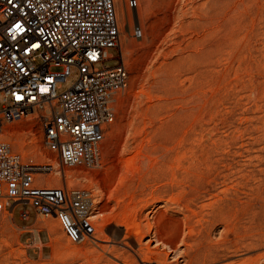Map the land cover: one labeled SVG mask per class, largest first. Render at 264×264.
<instances>
[{
    "label": "rangeland",
    "instance_id": "374dc122",
    "mask_svg": "<svg viewBox=\"0 0 264 264\" xmlns=\"http://www.w3.org/2000/svg\"><path fill=\"white\" fill-rule=\"evenodd\" d=\"M127 2L115 0L120 44L111 52L122 56L128 84L106 126L101 166L63 171L36 114L0 133L24 160L53 165L39 181L92 193L103 215L95 218L98 241L71 243L47 217L63 246L80 253L52 242L51 258L32 260L3 210L0 264H264V0ZM106 218L108 242L98 232ZM133 219L144 232L154 225L142 243L125 228Z\"/></svg>",
    "mask_w": 264,
    "mask_h": 264
},
{
    "label": "built area",
    "instance_id": "2783aa9c",
    "mask_svg": "<svg viewBox=\"0 0 264 264\" xmlns=\"http://www.w3.org/2000/svg\"><path fill=\"white\" fill-rule=\"evenodd\" d=\"M137 8V0H128ZM19 26V27H17ZM135 37H142L135 28ZM115 0H0V133L5 123L36 114L44 146L61 169L101 166L106 126L129 73L118 52ZM112 60L119 62L107 66ZM76 70L73 85L58 92ZM49 164L24 160L0 141V211L29 206L56 218L71 243L98 241L99 210L89 190L47 185ZM27 210L22 216L27 217ZM139 264H158L139 260Z\"/></svg>",
    "mask_w": 264,
    "mask_h": 264
},
{
    "label": "crops",
    "instance_id": "0c3cea01",
    "mask_svg": "<svg viewBox=\"0 0 264 264\" xmlns=\"http://www.w3.org/2000/svg\"><path fill=\"white\" fill-rule=\"evenodd\" d=\"M26 207L17 205L12 209L11 206H7L6 211L10 213L16 228L20 231L19 240L25 247L28 257L32 260L49 259L52 257L53 247L48 227L52 223L46 221L47 217L37 213L33 208ZM18 208L22 210L17 212ZM23 210H27L26 218L22 216Z\"/></svg>",
    "mask_w": 264,
    "mask_h": 264
},
{
    "label": "bare ground",
    "instance_id": "6f19581e",
    "mask_svg": "<svg viewBox=\"0 0 264 264\" xmlns=\"http://www.w3.org/2000/svg\"><path fill=\"white\" fill-rule=\"evenodd\" d=\"M138 5V4H137ZM129 14L130 15H132V12L130 11L129 12ZM15 130H16V128H11L10 129V133H15ZM54 153V152H53ZM56 154V153H55ZM49 157V160H52L53 162H55L56 163V159H55V157H53V156H48ZM52 167H53V165H51ZM126 166L127 167H131V166H134V160L133 159H128L127 161H126ZM38 179V178H37ZM38 181H39V179H38ZM40 182V181H39ZM148 206V205H147ZM224 211V210H223ZM222 211V212H223ZM136 212V211H135ZM126 215H128V216H130L132 213H133V210L132 209H128L126 212ZM136 215V214H135ZM125 216V215H124ZM148 216V215H147ZM97 217H103V215L101 214H99V215H97L96 216V218ZM148 220V219H147ZM109 221H110V218H106L105 219V223H103V228L101 229V230H98V232H101L103 235H104V237L103 238H101V237H99V239L100 240H103V241H106V242H108L110 239H109V235L107 234V232H106V230H105V228H104V225H106V224H108L109 223ZM141 224V223H140ZM125 228L127 229V231H128V233H129V235H131L130 233H133V235L135 234V236L138 238V242L139 243H142L143 242V240L145 239V237L148 235V233L153 229V227H154V225L152 226L151 224H149L148 225V232H144V231H142L141 230V227H140V225L139 224H137L136 222H134V219H133V222H131V223H129V222H126L125 224ZM179 228V227H178ZM177 228V229H178ZM48 229L50 230V233H51V236H52V242L54 243V245L56 246V247H61V246H63V243H62V238H61V236H60V233L58 232V230L56 229V227L54 226V224H52L51 226H49L48 227ZM155 230V229H154ZM150 242H151V240L149 239V240H147L146 241V243H147V249L148 250H150L151 248H150ZM74 244H77V243H74ZM127 244V243H126ZM68 245V244H67ZM146 245V244H145ZM65 246H66V244H65ZM65 246H63V247H65ZM62 247V248H63ZM74 247V246H73ZM61 248V250L62 251H64L65 252V254L66 253H69L70 255L71 254H74L75 252H77V253H80L79 251H76V249L75 248H71V247H65L66 249H62ZM63 252V253H64ZM76 253V254H77ZM204 253H210V250L209 249H207V250H205L204 251ZM176 259V258H175ZM177 261V260H176ZM251 264V263H250Z\"/></svg>",
    "mask_w": 264,
    "mask_h": 264
},
{
    "label": "snow or ice",
    "instance_id": "6c2138e0",
    "mask_svg": "<svg viewBox=\"0 0 264 264\" xmlns=\"http://www.w3.org/2000/svg\"><path fill=\"white\" fill-rule=\"evenodd\" d=\"M17 27H19V26H17Z\"/></svg>",
    "mask_w": 264,
    "mask_h": 264
}]
</instances>
